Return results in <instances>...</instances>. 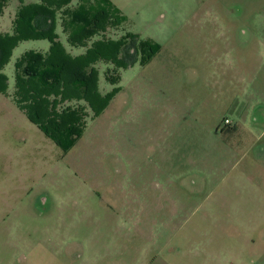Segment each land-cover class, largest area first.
Segmentation results:
<instances>
[{"label": "rangeland", "instance_id": "1", "mask_svg": "<svg viewBox=\"0 0 264 264\" xmlns=\"http://www.w3.org/2000/svg\"><path fill=\"white\" fill-rule=\"evenodd\" d=\"M111 2L126 21L108 36L161 48L118 85L100 65V92L119 91L69 150L14 97L16 60L50 41L4 67L0 264H264V0Z\"/></svg>", "mask_w": 264, "mask_h": 264}, {"label": "trees", "instance_id": "2", "mask_svg": "<svg viewBox=\"0 0 264 264\" xmlns=\"http://www.w3.org/2000/svg\"><path fill=\"white\" fill-rule=\"evenodd\" d=\"M10 0H0V18ZM60 22L68 50L57 33ZM126 17L111 0H19L11 32H0V90L5 91L9 77L3 72L13 50L22 41L48 39V52L25 51L15 62V100L38 127L64 150H69L87 128L90 109L93 117L109 105L114 93L103 95L99 89L100 65H112L106 80L118 85L120 70L141 59L146 62L161 48L160 44L128 32L119 38L108 36ZM73 48L84 52L74 54ZM83 101L86 105H81ZM225 122L223 132L235 131Z\"/></svg>", "mask_w": 264, "mask_h": 264}, {"label": "crops", "instance_id": "3", "mask_svg": "<svg viewBox=\"0 0 264 264\" xmlns=\"http://www.w3.org/2000/svg\"><path fill=\"white\" fill-rule=\"evenodd\" d=\"M16 14V13H15ZM14 16L15 15H13V17H12V20H13V18H14ZM12 23V22H11ZM59 24H60V22H59ZM60 26H61V24H60ZM61 29H62V27H61ZM63 31V30H62ZM64 33V32H63ZM66 35V34H65ZM60 39H61V37H60ZM76 55H78V54H76ZM245 107V106H244ZM244 107H242V108H244ZM254 107V106H253ZM231 122V121H230ZM232 123V126H235V131L237 130V123H233V122H231Z\"/></svg>", "mask_w": 264, "mask_h": 264}, {"label": "flooded vegetation", "instance_id": "4", "mask_svg": "<svg viewBox=\"0 0 264 264\" xmlns=\"http://www.w3.org/2000/svg\"><path fill=\"white\" fill-rule=\"evenodd\" d=\"M43 202H45V203L47 202V199L45 197H43ZM47 240H48V238H47Z\"/></svg>", "mask_w": 264, "mask_h": 264}, {"label": "built area", "instance_id": "5", "mask_svg": "<svg viewBox=\"0 0 264 264\" xmlns=\"http://www.w3.org/2000/svg\"><path fill=\"white\" fill-rule=\"evenodd\" d=\"M225 122H226V123H230V120H229V119H226Z\"/></svg>", "mask_w": 264, "mask_h": 264}]
</instances>
